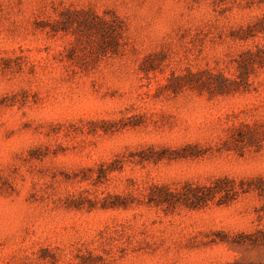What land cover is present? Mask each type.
<instances>
[{"label": "rangeland", "instance_id": "rangeland-1", "mask_svg": "<svg viewBox=\"0 0 264 264\" xmlns=\"http://www.w3.org/2000/svg\"><path fill=\"white\" fill-rule=\"evenodd\" d=\"M0 264H264V0H0Z\"/></svg>", "mask_w": 264, "mask_h": 264}]
</instances>
